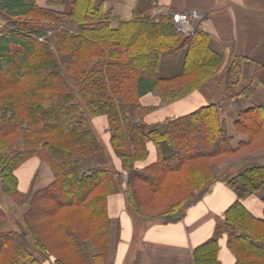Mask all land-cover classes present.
I'll use <instances>...</instances> for the list:
<instances>
[{"label": "trees", "instance_id": "trees-1", "mask_svg": "<svg viewBox=\"0 0 264 264\" xmlns=\"http://www.w3.org/2000/svg\"><path fill=\"white\" fill-rule=\"evenodd\" d=\"M105 1L72 0L68 10H58L34 0H0V188L15 206L26 205L25 230L0 227V264H107L110 195L125 187L138 214L174 222L218 178L214 163L264 146V103L240 111L234 126L247 139L236 147L218 100L167 118L163 129L145 122L153 107L140 102L143 94L156 91L165 104L182 98L215 74L223 58L208 47L206 31L197 26L185 36L171 14L155 19L136 12L111 28ZM53 19L74 27L49 37L45 23ZM182 48L181 72L160 76L163 55ZM248 67L247 57H232L220 81L223 98L249 96L251 87H238ZM253 76L264 84V63L255 65ZM77 97L91 114L106 116L120 168L95 158L103 148ZM149 142L157 159L138 167ZM162 142L167 153L160 151ZM33 156L48 163L54 178L22 191L16 169ZM225 183L236 198L211 235L194 246L193 264H221V240L233 264H264V206L257 216L243 202L264 186V163H244ZM12 214L0 206V224Z\"/></svg>", "mask_w": 264, "mask_h": 264}, {"label": "crops", "instance_id": "crops-1", "mask_svg": "<svg viewBox=\"0 0 264 264\" xmlns=\"http://www.w3.org/2000/svg\"><path fill=\"white\" fill-rule=\"evenodd\" d=\"M34 1L39 6L58 10H68L72 2V0H60L59 3L53 4L50 0ZM190 9L201 11L202 19L198 26L209 34L208 47L222 56V64L217 72L200 86L170 103H162L155 91L143 94L139 99L140 102L153 107L143 119L148 124L158 125L163 129L167 118L188 113L201 105L218 100L221 117L225 120L228 133L232 137V146L236 147L240 141L247 139V136L237 132L234 126L240 111L264 103V84L253 76L255 65L264 63V0H106L104 4V10L110 13L111 28H116L120 20L132 18L136 12L148 14L156 19L162 14ZM186 52L187 48H182L172 55H163L158 70L159 75L171 77L179 74ZM234 55L248 58V73L240 80L238 87L249 86L251 93L248 97L225 99L220 89V81ZM95 121L107 129L106 116H96ZM109 147L113 155V165L118 169L119 161L110 145ZM148 149L147 158L136 162V166L142 167L157 159L156 145L149 142ZM160 151L164 153L169 151L166 142L161 143ZM263 153L264 146L255 152L243 153L236 160L223 161L218 165L219 175L226 174L231 163ZM95 158L108 160L104 153L96 155ZM88 163L89 161L85 165ZM25 164L27 169L21 174L19 170ZM43 164L46 163L35 156L16 169L18 185L22 191L44 187L53 180L51 169L44 167ZM39 178L47 184H41ZM263 195L264 186L258 192L243 199L246 207L257 216L262 214ZM201 196L192 199L183 207V216L179 220L164 223L160 218L138 214L130 206L125 192L110 195L107 206L112 222L107 264H193L194 246L211 235L223 210L236 198L222 177H218L210 184ZM13 212L12 207L10 213ZM11 218H14L13 214ZM89 248L93 253L98 252V248L92 244H89ZM219 258L221 264L234 262V256L226 247L225 240L220 241ZM40 264H51V259L43 260Z\"/></svg>", "mask_w": 264, "mask_h": 264}, {"label": "rangeland", "instance_id": "rangeland-1", "mask_svg": "<svg viewBox=\"0 0 264 264\" xmlns=\"http://www.w3.org/2000/svg\"><path fill=\"white\" fill-rule=\"evenodd\" d=\"M62 22H66V21H62ZM61 21H57V20H55V19H53V20H51V21H47L45 24H46V34H48V36L49 37H51V36H53V34L55 33V31H58V30H60V29H65V28H67V27H74V25H72V26H69L68 24H65V23H62ZM67 23H69V22H67ZM76 27V26H75ZM71 29V31H74V30H76V29H73V28H70ZM69 29V30H70ZM47 31H51L50 33H48ZM43 38H41V40H42ZM245 77V76H244ZM249 87V86H248ZM156 92V91H155ZM189 94V93H188ZM77 100H79L81 103H82V105H83V110H84V113L89 117V119H90V121H91V123H92V125H93V127H94V130H95V132H96V135H97V137H98V139H99V141L101 142V145H102V148H103V153L107 156V158H108V160H109V164H110V166H114L113 165V155H112V152H111V150H110V147H109V145H110V143H109V136H107V133L109 134V131H108V124H107V129H106V127L105 126H100L99 125V123H97L96 121H95V117L96 116H100V115H102V114H100V115H93V114H91L90 112H89V110L87 109V107L84 105V103L79 99V97H77ZM102 116H104V115H102ZM113 151V150H112ZM114 153V152H113ZM115 155V154H114ZM240 155H242V154H240ZM239 155V156H240ZM239 156H237L234 160H236ZM33 157H35V156H33ZM37 157V156H36ZM116 157V156H115ZM32 158V157H31ZM39 158V157H38ZM117 158V157H116ZM40 159V158H39ZM40 160H42V159H40ZM226 160H228V159H225V160H223V161H226ZM44 163H46V164H43L44 165V167H49L50 168V166L48 165V163L47 162H45L44 160H42ZM229 161H233V160H229ZM255 161H257V162H262V163H264V153H263V155L262 154H258L257 156H255V157H252V158H248V159H246V160H244V159H240L238 162H235L234 164H230L229 166V168L227 169V172H226V174H223L222 176H220L219 175V173H220V170L218 169V165L219 164H221V163H214L213 165H212V167L214 168V171H215V173L217 174V176L218 177H222L223 179H226L228 176H230V175H233L234 173H236L238 170H239V168L244 164V163H246V162H255ZM26 162V161H25ZM24 162V163H25ZM48 165V166H47ZM19 168V167H18ZM17 168V169H18ZM26 169H27V164H25L24 166H22L21 168H20V173L22 174L24 171H26ZM47 169V168H46ZM51 169V168H50ZM35 170V169H34ZM37 170V169H36ZM52 171V170H51ZM35 172V171H34ZM38 173H40L39 171H38ZM53 173V172H52ZM37 175V174H36ZM35 175V176H36ZM123 177L124 178H126V175H125V173L123 174ZM36 178V177H35ZM54 178V177H53ZM39 180H40V178H39ZM40 183L41 184H47V183H45V182H42L41 180H40ZM32 185H33V183H32ZM36 185H38V183H36ZM39 186H44V185H39ZM120 192H125L126 193V197H127V199H128V195H127V192H126V190H125V188H122V190L120 191ZM117 194V193H116ZM113 195V194H112ZM198 196V195H197ZM197 196H195L194 198H196V199H198L199 197H197ZM201 197V196H200ZM193 198V199H194ZM129 201V200H128ZM130 204V203H129ZM0 206H2V207H4L6 210H8V211H11V208L13 207L14 208V212H13V215H14V218L12 219V218H10V217H8V218H6V219H4L2 222H1V224H0V227H11V228H16V229H20V230H25V227H24V225H23V222H22V212L26 209V205H21V206H15L14 205V203L11 201V199L6 195V194H4V193H2V190H1V188H0ZM130 206H131V204H130ZM185 206V205H184ZM183 206V207H184ZM132 207V206H131ZM133 209H134V207H132ZM182 211H183V208H182ZM137 212V211H136ZM144 216V215H143ZM145 217H149V216H145ZM160 219H162L161 217H160ZM7 227V228H8ZM27 241H28V245L31 247V248H34V244H33V240H32V238L28 235L27 236ZM39 256H42V258H43V255H39Z\"/></svg>", "mask_w": 264, "mask_h": 264}, {"label": "built area", "instance_id": "built-area-1", "mask_svg": "<svg viewBox=\"0 0 264 264\" xmlns=\"http://www.w3.org/2000/svg\"><path fill=\"white\" fill-rule=\"evenodd\" d=\"M171 17L176 29L183 33V35L189 36L194 33L196 26L202 19V13L198 9L173 11ZM47 32L50 33L51 31Z\"/></svg>", "mask_w": 264, "mask_h": 264}]
</instances>
